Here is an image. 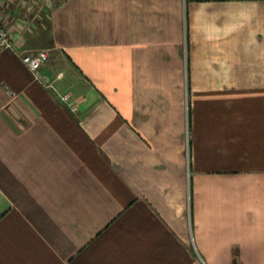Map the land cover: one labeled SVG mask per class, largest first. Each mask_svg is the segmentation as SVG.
Masks as SVG:
<instances>
[{"label":"crops","instance_id":"0c3cea01","mask_svg":"<svg viewBox=\"0 0 264 264\" xmlns=\"http://www.w3.org/2000/svg\"><path fill=\"white\" fill-rule=\"evenodd\" d=\"M54 2L0 0V264H264V0Z\"/></svg>","mask_w":264,"mask_h":264},{"label":"built area","instance_id":"2783aa9c","mask_svg":"<svg viewBox=\"0 0 264 264\" xmlns=\"http://www.w3.org/2000/svg\"><path fill=\"white\" fill-rule=\"evenodd\" d=\"M17 29L21 31L26 26L25 20H18ZM0 50H11L15 53H19L18 42H16V34L14 31L8 29L5 25L4 19L2 18L0 12ZM49 60V53L45 50H35V51H23L21 55V62L24 64L33 74L34 77L39 81L45 80L40 74V70ZM49 86V84H46ZM68 94H64L61 99L68 102Z\"/></svg>","mask_w":264,"mask_h":264},{"label":"rangeland","instance_id":"374dc122","mask_svg":"<svg viewBox=\"0 0 264 264\" xmlns=\"http://www.w3.org/2000/svg\"><path fill=\"white\" fill-rule=\"evenodd\" d=\"M31 1V0H30ZM53 1V3H55L54 1H58V0H52ZM60 1V0H59ZM42 4V3H41ZM21 19L24 21L25 20V22L26 21H28L29 20V18L28 17H26V16H24L23 14H21ZM20 19V20H21ZM56 55H58V53L56 54ZM59 58H63L62 59V62H61V66L59 67V68H62V66L64 65V67H66L65 69H66V71H67V73H68V75H70V73L73 75V76H75V77H78L77 75H75L76 74V70L74 69V67L71 65V64H68V62L66 61V59L63 57V56H59ZM65 64H64V63ZM72 76V77H73ZM71 77V78H72ZM70 78V79H71ZM73 79V78H72ZM44 84H50L51 85V87H52V83H50L47 79H46V82H44ZM47 88H49V87H47ZM65 94H68V93H65ZM64 94H62V95H60V101L62 102V101H64L63 99H61V97L63 96ZM68 100H70V98L68 99ZM67 100V101H68ZM65 103H67L66 101H64Z\"/></svg>","mask_w":264,"mask_h":264}]
</instances>
